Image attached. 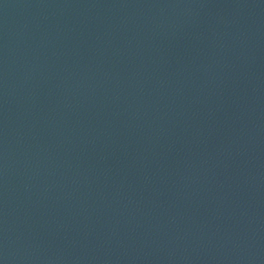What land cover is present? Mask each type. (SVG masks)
Segmentation results:
<instances>
[{
	"label": "water",
	"instance_id": "95a60500",
	"mask_svg": "<svg viewBox=\"0 0 264 264\" xmlns=\"http://www.w3.org/2000/svg\"><path fill=\"white\" fill-rule=\"evenodd\" d=\"M0 264H264V0H0Z\"/></svg>",
	"mask_w": 264,
	"mask_h": 264
}]
</instances>
